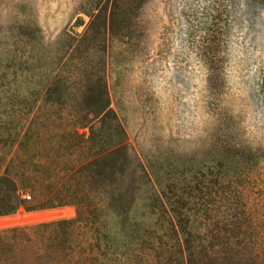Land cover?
Here are the masks:
<instances>
[{
	"label": "rangeland",
	"instance_id": "obj_1",
	"mask_svg": "<svg viewBox=\"0 0 264 264\" xmlns=\"http://www.w3.org/2000/svg\"><path fill=\"white\" fill-rule=\"evenodd\" d=\"M113 2L0 0V174L18 156L36 177L49 159L97 160L118 206L158 188L208 246L232 216L264 243V0ZM76 214L23 208L0 229Z\"/></svg>",
	"mask_w": 264,
	"mask_h": 264
},
{
	"label": "trees",
	"instance_id": "obj_2",
	"mask_svg": "<svg viewBox=\"0 0 264 264\" xmlns=\"http://www.w3.org/2000/svg\"><path fill=\"white\" fill-rule=\"evenodd\" d=\"M134 2L114 0L112 9ZM114 17L112 11L109 36L116 31ZM209 42L217 46L216 41ZM204 62L215 66L212 72L219 75L218 59ZM77 72L80 78L87 75L85 70ZM118 155L113 152L115 165ZM4 161L9 166L0 174V216L23 208L37 212L66 206H74L77 214L72 219L0 229V264H264L262 237L257 228L255 236L249 231L252 223L247 217L240 222L230 217L224 225L227 236L216 234L217 244L208 246L206 233L197 230L192 213L183 209V198L166 202L170 217L165 209L161 212L166 194L158 188H152L144 204L133 199L128 206H118L119 187L107 189L99 180L97 160L65 167L60 158L49 159L40 177L25 165L28 159L18 156ZM27 191L30 201L24 198ZM141 192L142 187L137 198Z\"/></svg>",
	"mask_w": 264,
	"mask_h": 264
},
{
	"label": "built area",
	"instance_id": "obj_3",
	"mask_svg": "<svg viewBox=\"0 0 264 264\" xmlns=\"http://www.w3.org/2000/svg\"><path fill=\"white\" fill-rule=\"evenodd\" d=\"M28 199H30V196H27Z\"/></svg>",
	"mask_w": 264,
	"mask_h": 264
}]
</instances>
